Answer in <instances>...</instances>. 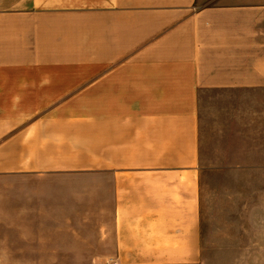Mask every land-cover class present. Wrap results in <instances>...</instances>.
I'll return each mask as SVG.
<instances>
[{"label":"crops","instance_id":"crops-1","mask_svg":"<svg viewBox=\"0 0 264 264\" xmlns=\"http://www.w3.org/2000/svg\"><path fill=\"white\" fill-rule=\"evenodd\" d=\"M245 165L264 227V0H0L1 260L195 264Z\"/></svg>","mask_w":264,"mask_h":264},{"label":"rangeland","instance_id":"rangeland-1","mask_svg":"<svg viewBox=\"0 0 264 264\" xmlns=\"http://www.w3.org/2000/svg\"><path fill=\"white\" fill-rule=\"evenodd\" d=\"M251 189L250 166L212 170L211 179L207 181V210L202 228L205 250L202 259L195 264H264V227L261 222L258 228L257 221L255 226ZM96 247L98 255L107 256L106 244ZM66 248L69 249L61 254L66 258L0 259V264H111L115 261L106 257L73 258L88 254L80 252L75 245ZM55 255L60 253H53Z\"/></svg>","mask_w":264,"mask_h":264},{"label":"built area","instance_id":"built-area-1","mask_svg":"<svg viewBox=\"0 0 264 264\" xmlns=\"http://www.w3.org/2000/svg\"><path fill=\"white\" fill-rule=\"evenodd\" d=\"M111 264H118V262H116V261H113Z\"/></svg>","mask_w":264,"mask_h":264}]
</instances>
